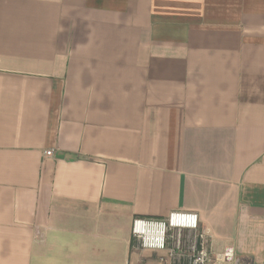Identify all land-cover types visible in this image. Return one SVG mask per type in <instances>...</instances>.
I'll return each mask as SVG.
<instances>
[{
  "label": "crops",
  "instance_id": "crops-1",
  "mask_svg": "<svg viewBox=\"0 0 264 264\" xmlns=\"http://www.w3.org/2000/svg\"><path fill=\"white\" fill-rule=\"evenodd\" d=\"M173 212L264 264V0H0V264H171Z\"/></svg>",
  "mask_w": 264,
  "mask_h": 264
},
{
  "label": "built area",
  "instance_id": "built-area-1",
  "mask_svg": "<svg viewBox=\"0 0 264 264\" xmlns=\"http://www.w3.org/2000/svg\"><path fill=\"white\" fill-rule=\"evenodd\" d=\"M52 156V152H47ZM132 236L138 250L167 252L171 264H213L209 240L197 213L173 212L166 219L135 218ZM232 258L231 253L218 256Z\"/></svg>",
  "mask_w": 264,
  "mask_h": 264
}]
</instances>
